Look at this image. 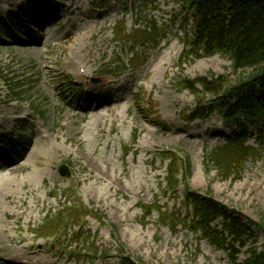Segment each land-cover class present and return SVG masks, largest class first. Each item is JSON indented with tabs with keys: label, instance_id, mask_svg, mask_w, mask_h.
I'll list each match as a JSON object with an SVG mask.
<instances>
[{
	"label": "rangeland",
	"instance_id": "1",
	"mask_svg": "<svg viewBox=\"0 0 264 264\" xmlns=\"http://www.w3.org/2000/svg\"><path fill=\"white\" fill-rule=\"evenodd\" d=\"M88 2L92 8L84 0H76L80 9L72 15L68 12V0L46 3L0 0V17L7 20L12 17L8 21L12 31L17 32L12 34L11 29L0 27V137L3 138L0 151L8 152L10 143L24 147L15 158L0 165V224L5 227V233L0 230V264H22L13 257L12 252L18 250L13 249L8 239L12 242L24 239L22 244L31 245L37 253L51 257L57 264H116L121 250L134 262L142 264H228L224 252L199 241L191 232L180 227L171 232L157 225L155 212L142 219L143 212L138 206L159 201L163 208L180 212L185 217L189 211L176 200H184L188 187L203 196H210L226 208L228 215L235 212L255 224L264 222V141L258 139L259 129L243 121L246 146L257 148L260 156L248 160L238 177L225 178L208 158L211 150L222 146L229 135L221 118L212 114L205 127L206 121H195L193 123L197 125L191 127L193 123H186L183 118L184 112L198 107V99L186 90L181 91V80L223 75L233 82L236 76L232 73L231 63L220 56L181 57L182 40L193 31V21L192 15L185 14L174 0H111L106 8H102L98 0ZM53 4L63 9L59 18L54 15L59 19L57 23L36 34L21 35L20 22H25L28 15H21L20 7L24 11L50 9ZM86 16H97L98 21L103 22L97 35L107 41L111 51L102 55L92 68V63L87 61L90 65L85 63L73 69L68 62L75 57L71 55L74 36L67 33V25L74 18L83 20ZM121 20L125 21L128 30L140 28L143 31L155 23L163 36L161 42H146L133 52L135 58L142 60L134 72L128 70L130 59L135 61L132 47L113 41L112 29ZM34 34V40L30 41ZM48 41L49 45L43 48ZM37 44L40 45L35 46ZM178 47L181 49L179 56L169 61L166 56ZM83 52L87 55L86 50ZM87 57L90 61L95 59L91 54ZM163 58L166 70L160 75L159 63ZM44 62L49 68L46 74ZM85 66L92 71L90 79L103 77L113 82L115 79L105 77L106 73L126 69L121 77L130 81L129 92L125 95L129 109L119 114L124 123L117 122L116 126L99 123L104 126L103 130H100L97 142L91 141L89 145L94 151L88 147L86 152L76 145L84 135L82 128L87 122V117L83 120L81 115L95 109L97 103L85 93L86 81L78 83L76 80L77 70L81 73ZM74 83L81 89L78 90ZM62 86H65V93L69 91L67 96ZM198 90L199 99L211 98L202 96L201 87ZM165 93L167 98L162 97ZM70 97L73 98L69 100ZM73 113L77 116L73 117ZM7 116L11 120H7ZM45 135L47 139L43 141L49 151L40 156L31 154L36 140ZM163 152L177 153L182 163L188 164L186 171H178L180 183L175 197L164 192L168 162L162 163L158 156ZM96 156L114 167L113 176L122 178V182L113 179L110 183L99 184L102 189L99 198L90 188V179L81 181L89 173H95L91 165ZM62 165L67 167L69 176L60 175ZM127 168L147 181L141 183L142 180L135 179L129 182L124 173ZM29 190L35 191L44 205L37 202V212L31 219L18 221L9 203L14 206V201L19 198L29 202L30 197L26 196ZM65 197L70 199V204L78 201L101 215L100 221L91 216L84 217L80 232L89 236L90 243L85 249H97L96 256L83 252L80 245L74 248L75 256L69 255L60 249L69 241L38 239L33 234L45 215L67 202ZM253 231L257 237L256 246H262L264 235L256 228ZM23 255L24 250L19 252V256ZM239 258H246L245 250Z\"/></svg>",
	"mask_w": 264,
	"mask_h": 264
},
{
	"label": "trees",
	"instance_id": "2",
	"mask_svg": "<svg viewBox=\"0 0 264 264\" xmlns=\"http://www.w3.org/2000/svg\"><path fill=\"white\" fill-rule=\"evenodd\" d=\"M182 8L191 12L195 26L191 37L183 42V55H192L197 59L219 54L228 59L232 66L235 81L229 77L213 76L196 80L183 79L180 87L197 97V86L202 88V96L210 95L213 99H198V108L187 114L188 121L207 119L213 113L220 115L226 125L236 127L231 130V138L226 144L215 148L208 158L216 168L227 177H238L240 169L248 159H256L258 150L245 146V128L241 119L259 128L258 138L264 141V0H176ZM116 40L140 46L149 41H158L160 35L153 24L147 30H133L127 33L123 23L114 31ZM139 66V64H137ZM136 66V67H137ZM163 161H170L168 166L169 191L178 185V171L182 164L175 154H166ZM184 206L191 210L185 218L180 214L168 215L156 208L160 223L171 230L182 225L194 234H200L215 249L222 251L228 258V264H264V243L258 247L253 229L264 235V222L255 224L242 218L239 213L228 215L225 207L210 196L187 189ZM151 207L142 206L145 218L150 215ZM93 215L101 220L95 212L87 210L80 202L55 214L46 216L38 226V237L52 238L63 242L76 239V244L86 245L89 239L80 234L82 226L79 220L86 215ZM236 215V216H235ZM77 226L79 230L72 227ZM79 231V232H78ZM70 233V234H69ZM73 243L67 245L68 252L74 254ZM65 249V248H63ZM97 254V250L90 249ZM246 251V258L240 260L239 254ZM117 264H142L134 262L121 250Z\"/></svg>",
	"mask_w": 264,
	"mask_h": 264
},
{
	"label": "bare ground",
	"instance_id": "3",
	"mask_svg": "<svg viewBox=\"0 0 264 264\" xmlns=\"http://www.w3.org/2000/svg\"><path fill=\"white\" fill-rule=\"evenodd\" d=\"M10 1H18V0H6V2ZM32 1H37V2H49L51 0H32ZM76 0H68V12L72 15H75L79 12L80 7L76 6L75 3ZM85 2L88 3L89 8H92V4H90L88 1L89 0H84ZM74 8V9H73ZM76 11V12H75ZM79 15V14H78ZM77 15V16H78ZM103 18V17H102ZM67 23V22H66ZM103 27V22H99L97 16H86L85 19H76L74 18L72 23L67 25V33L73 35V44H72V52L71 55H75V57H72L70 61L68 62L69 66L74 67H81L85 63L87 65H90L89 63H92V66L95 65L96 61L104 55L107 51L110 50V46L108 45L107 41L104 40L102 37H99L97 33L99 30H101ZM49 41L45 43L42 47L45 48L49 45ZM84 50L87 51V55L83 52ZM111 51V50H110ZM181 52V49L175 48L170 51V53L166 56L167 59L169 57L170 59L177 58ZM91 54L92 56H95V59L93 61L88 60V55ZM89 61V63L87 62ZM159 72L160 75L165 74V59L159 63ZM76 66V67H75ZM83 72L79 73V70L76 72V78L78 81L80 80H86L89 79V77H92V71L88 66L82 67ZM43 70L44 73H49V68L48 64L44 62L43 65ZM156 73H154L153 76H155ZM140 78V76H137ZM137 78V79H138ZM111 84L106 81V80H99L98 83L92 85L90 83H86V93L89 95H94L95 97H102L103 100H101L103 103H99V109L98 110H88L86 111V115L82 116L81 119L84 120V117H87V122L85 126L82 128L84 135L83 137L80 138V140L76 141L77 147L82 146L84 152H86L87 148L89 147L92 151H94V148H92L90 145V142H97L96 140L100 136V132L103 130V125L100 126L99 123H109L113 126H116V123L119 122L121 124L124 123V119L119 116V114L122 113V111L127 112L128 111V106L125 104L126 98L122 97L120 98L119 96H115L116 93L118 92V88L120 86L116 87L115 94L112 96V100L108 97L109 93V86ZM152 85V84H151ZM130 89V81L127 82V85L125 89L123 90V96H125L126 93L129 92ZM163 98H167L168 94H163ZM108 101L113 102L112 105H107ZM106 105V108H102L103 106ZM73 117L77 116L76 113H73ZM7 120H11V117L7 116ZM210 121H206L203 125H208ZM197 124L193 123L191 127H195ZM101 127V128H100ZM101 130V131H100ZM149 132V131H148ZM147 135L144 134V137ZM41 138V137H40ZM49 138V137H48ZM86 139V143H84V140ZM144 143V142H143ZM34 144V143H33ZM148 147V145H145ZM95 147V145H94ZM48 149V145L43 141V139L36 140V143L34 146H32V151L31 154L35 156H40L42 154H45ZM88 152H90L88 150ZM94 160L92 161V170L95 172L94 174L89 173L86 177L81 178V181L84 183L87 180H91L90 183V188H92V191L94 194L96 193V197H101V188L98 186L99 184L104 185L106 182L110 183L113 179L115 181H120L122 182V178L118 177L117 175L113 176L114 173V167L111 166L107 161H102L98 156L93 158ZM123 173V172H122ZM125 173V178L131 182V180L135 179H140L142 180L141 176L136 174L132 169L127 168ZM147 179L142 180L141 183H145ZM30 197V201L26 203L25 198H19L14 201V206L11 204V208H13V213L14 217L16 220H25L28 222L32 214L34 212H37V206L38 203H42L44 205L42 199L38 196L35 191L29 190L26 193V196ZM0 230L2 233H5V227L0 224ZM13 246V249H17L18 251H13L12 255L13 257L17 258L22 264H57L56 261H52L51 257L46 258L34 250V248L31 245L28 244H22L24 242V239H19L17 242H12L9 241ZM24 250V255L19 256V252ZM17 252V254H16Z\"/></svg>",
	"mask_w": 264,
	"mask_h": 264
},
{
	"label": "water",
	"instance_id": "4",
	"mask_svg": "<svg viewBox=\"0 0 264 264\" xmlns=\"http://www.w3.org/2000/svg\"><path fill=\"white\" fill-rule=\"evenodd\" d=\"M61 174H66L65 170L64 169H61Z\"/></svg>",
	"mask_w": 264,
	"mask_h": 264
}]
</instances>
